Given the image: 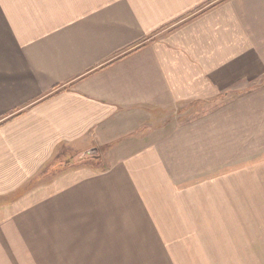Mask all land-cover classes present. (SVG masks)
Masks as SVG:
<instances>
[{"label":"crops","instance_id":"crops-1","mask_svg":"<svg viewBox=\"0 0 264 264\" xmlns=\"http://www.w3.org/2000/svg\"><path fill=\"white\" fill-rule=\"evenodd\" d=\"M263 73L264 0H0V198L21 194L0 210L36 221L48 196L89 199L104 182L174 189L169 164L194 160L223 127L226 141L232 105L200 124L172 116ZM92 148L113 165L39 183L48 164Z\"/></svg>","mask_w":264,"mask_h":264},{"label":"rangeland","instance_id":"rangeland-1","mask_svg":"<svg viewBox=\"0 0 264 264\" xmlns=\"http://www.w3.org/2000/svg\"><path fill=\"white\" fill-rule=\"evenodd\" d=\"M234 89L213 109L204 104L172 116L200 124L206 113L232 105L226 141L223 127V138L213 132L194 160L169 164L174 189L158 186L143 196L135 194L137 186L104 182L89 199L87 193L48 196V205L35 204L43 212L36 210V221L18 208L0 210V264H264L254 251L257 245L264 252V111L254 114L258 102L264 106V73ZM254 91L261 98L251 99ZM240 97L249 98L234 103ZM87 152L57 163L39 183H53L66 169L100 174L113 165L100 151ZM20 195L0 198V207Z\"/></svg>","mask_w":264,"mask_h":264},{"label":"water","instance_id":"water-1","mask_svg":"<svg viewBox=\"0 0 264 264\" xmlns=\"http://www.w3.org/2000/svg\"><path fill=\"white\" fill-rule=\"evenodd\" d=\"M87 151H88L87 153H89L91 155H94V154H98L99 153V150L96 149V148H92V149H89Z\"/></svg>","mask_w":264,"mask_h":264},{"label":"trees","instance_id":"trees-1","mask_svg":"<svg viewBox=\"0 0 264 264\" xmlns=\"http://www.w3.org/2000/svg\"><path fill=\"white\" fill-rule=\"evenodd\" d=\"M140 47V46H139ZM139 47H137V48H134L133 50H135V49H138ZM67 163V162H66ZM58 165H57V163L56 162H53L52 164H48V168H50V167H52L53 169H55V167H57Z\"/></svg>","mask_w":264,"mask_h":264}]
</instances>
